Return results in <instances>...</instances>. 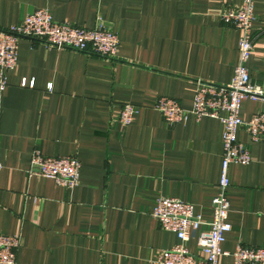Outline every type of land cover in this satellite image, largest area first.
Returning <instances> with one entry per match:
<instances>
[{"label": "crops", "instance_id": "obj_1", "mask_svg": "<svg viewBox=\"0 0 264 264\" xmlns=\"http://www.w3.org/2000/svg\"><path fill=\"white\" fill-rule=\"evenodd\" d=\"M242 1L0 0V27L47 8L55 20L86 28L102 17L120 39L113 58L19 40L18 65L0 89V233L20 235L17 264H152L178 242L151 214L160 196L191 202L211 221L222 125L193 115L169 125L154 105L164 96L190 108L199 82L231 81L241 33L220 13ZM255 14L248 68L264 87V0H256ZM25 78L34 85L22 86ZM127 102L138 107L128 126L116 120ZM257 111L264 100L242 101L241 117ZM237 138L252 161L229 168L232 229L222 244L229 252L264 246V142L242 128ZM36 149L76 154L79 184L28 176ZM186 246L199 251L195 238ZM218 264L235 260L221 255Z\"/></svg>", "mask_w": 264, "mask_h": 264}, {"label": "built area", "instance_id": "obj_2", "mask_svg": "<svg viewBox=\"0 0 264 264\" xmlns=\"http://www.w3.org/2000/svg\"><path fill=\"white\" fill-rule=\"evenodd\" d=\"M255 5L256 0H243L240 5L224 7L220 13L224 25L232 26L241 33L239 60L229 83L199 82L190 108L183 107L171 97L163 96L155 102L154 107L169 125L182 122L190 115L197 119H218L222 125L223 158L216 193L211 201V221L204 222L191 202L170 196H160L155 200L152 216L161 229L175 233L178 242L158 252L152 264H218L221 255H232L235 264H264V246L239 245L233 252L222 247L227 232L232 229L228 197L230 165L249 164L252 161L249 147L237 138L238 130L244 129L252 142H264V111L253 113L249 119L240 116L243 100H264V87L253 82L248 68L254 49ZM24 37L39 41L48 48H68L104 58L115 57L120 46L118 34L105 26L102 17H98L95 27L86 28L55 20L47 8L36 9L28 13L22 22L0 27V89L8 84L7 74L18 65L19 40ZM28 84L33 86L34 81L23 79L22 86ZM137 110L134 104L123 103L116 120L128 126ZM80 170L81 162L76 154L50 156L36 149L32 153L27 173L28 176L40 175L54 179L57 184L71 189L80 182ZM204 223L208 225L206 229L202 228ZM192 238L196 239L199 247L197 253L186 246V242ZM20 245V235L0 233V264H17Z\"/></svg>", "mask_w": 264, "mask_h": 264}]
</instances>
